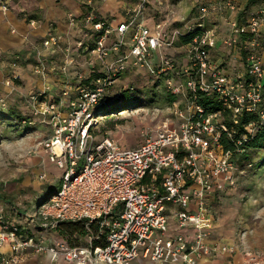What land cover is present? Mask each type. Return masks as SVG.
<instances>
[{
    "label": "built area",
    "instance_id": "built-area-1",
    "mask_svg": "<svg viewBox=\"0 0 264 264\" xmlns=\"http://www.w3.org/2000/svg\"><path fill=\"white\" fill-rule=\"evenodd\" d=\"M146 3L147 0H137L134 18L115 26L92 21L94 31L102 34L90 53H98L102 74L89 85H81L84 78L78 75L79 84L73 90L62 89L61 96L67 98L63 105L50 100L37 105L41 106V114L50 119L51 133L42 146L49 162L62 175L57 193L37 209L34 218L44 229L58 221H83L86 227L94 224L104 233L103 246L91 245L100 239L98 236H89L90 245L84 247H68L59 241L46 243L41 235L39 239L21 236L0 216V247L8 246L11 251L10 256L1 257V264H17L27 250L46 254L51 263L60 257L65 264H131L137 259L154 264H199L229 249L208 240L214 218L206 199L219 188L218 176L228 175L234 167L231 152L225 151L220 142L222 135L231 139L234 131L230 132L221 120L222 111L207 110L195 99L199 94L212 96L228 111L233 125L238 124L243 112L256 113L258 121L245 126L249 133L264 123V110L258 109L264 103V61L257 52L264 54V6L248 14L243 24L231 23V35L248 37L249 47L256 51L248 52L245 73L230 78L210 59L217 34L207 27L209 7L205 4L198 6L196 21L185 27V34L175 32L166 40L158 25L152 30L134 25L135 31L126 41L125 35ZM2 9L6 10V6ZM91 20L88 17L87 21ZM51 34L43 42L47 49L59 43L57 35ZM111 35L115 39L108 44ZM185 35L189 37L183 44L187 63L181 71L187 106L173 112L177 125L164 123L152 135L142 133L134 148L122 149L117 140L109 137L96 142L92 131L99 118L93 110L103 105L113 77L127 66L148 68L155 49L171 46ZM82 46V42L77 43V49ZM112 54L116 58L108 62L106 58ZM72 62L67 57L66 64ZM157 63L156 73L176 67L168 57H159ZM35 72L43 70L36 68ZM172 92L180 90L174 88ZM30 100L37 114L38 99L32 96ZM235 145L238 147L240 140ZM47 209H54V214H47ZM169 218L179 231H192V238L168 234ZM243 258L242 264H260L251 253H245Z\"/></svg>",
    "mask_w": 264,
    "mask_h": 264
},
{
    "label": "rangeland",
    "instance_id": "rangeland-1",
    "mask_svg": "<svg viewBox=\"0 0 264 264\" xmlns=\"http://www.w3.org/2000/svg\"><path fill=\"white\" fill-rule=\"evenodd\" d=\"M72 1L80 5L81 12L68 13L64 9L66 17L48 14V18H40L27 10L19 13L12 3L0 0V216L14 225L31 223L28 214H33L35 204L46 191L51 192L57 186L62 174L49 162L42 146L51 133L50 119L41 114V106L37 105L44 100L65 104L67 98L61 96L64 87L73 90L78 75L86 78L95 71L90 69L99 71L102 65L97 59L98 53L86 52L93 46L96 35L92 21L115 26L118 21L131 20L137 4V0ZM247 1L249 3V0H147V6L135 17L125 40L129 41L136 25H145L151 30L158 25L167 40L175 32H183L186 26L192 25L198 15V6L205 4L209 7L207 27L217 34L215 45L221 40V46L213 50L211 57L232 78L245 73L248 51H256L249 45L244 47L231 35V23L238 21L241 10L250 14L264 6V0H256L244 8ZM57 2L59 0L51 3V8H63ZM3 5L6 10L2 9ZM9 14L13 15L10 22L7 20ZM88 17L92 19L90 22ZM16 20L21 25L11 23ZM53 32L59 43L54 49H47L43 42ZM222 40L227 42L222 43ZM179 41L155 49L148 68L127 66L108 91L105 104L116 108L97 120L96 133H93L96 142L109 137L117 140L122 149L134 148L142 133L152 135L164 123L177 125L173 112L187 106V91L180 75L181 67L187 63V54L185 45ZM78 42H82L83 48L77 49ZM68 49L66 55L64 50ZM257 52L264 61V54ZM18 53L24 54L18 56ZM161 56L174 60L175 70L152 75L153 64ZM67 57L72 58L71 64H66ZM115 58L112 54L106 60L111 62ZM20 61L29 63L19 66ZM36 68H42L43 72H35ZM174 88H179L180 92H172ZM32 96L38 99L37 114L31 106ZM127 102H133L134 107L125 109ZM221 116L224 122L223 112ZM17 117L28 119L31 125L18 124ZM240 153L232 155L234 167L229 174L218 176L220 186L208 195L206 207L214 218L212 234L215 239L223 240L243 257L251 253L264 264V150L251 152L249 161L244 164L240 163L243 152ZM47 210V214L55 212ZM28 229L32 232L30 227ZM174 230H178L177 225L169 218L168 234ZM47 236L48 239L57 238L53 231ZM20 262L47 264L39 254L17 264Z\"/></svg>",
    "mask_w": 264,
    "mask_h": 264
},
{
    "label": "trees",
    "instance_id": "trees-1",
    "mask_svg": "<svg viewBox=\"0 0 264 264\" xmlns=\"http://www.w3.org/2000/svg\"><path fill=\"white\" fill-rule=\"evenodd\" d=\"M255 2H256V0H249V3L247 1L244 8H247L249 5H251ZM145 6H147V5L145 4ZM144 9H145V7H144ZM247 15H248V13L246 12V10L245 11L241 10L240 14H239V19H237L238 20L237 22L239 24H243L247 19ZM101 22H104V21H101ZM183 33L185 34L186 31L184 30ZM101 34H102L101 32H96L95 40H94V43L92 46L93 48L95 46L96 40L98 39V37L101 36ZM236 37L238 39L237 42L241 43V45H243L244 47L248 45V43H247L248 37H244L243 35L242 36H236ZM111 39L114 40L113 35H111L109 37V40H108L109 43L111 42ZM188 40H189V37H187L185 35L184 37H181L179 42H182L183 44H185L188 42ZM218 43L214 47V49L215 48L217 49L221 46V40L218 41ZM91 48H89L86 52L90 53L91 50L93 49V48L92 49ZM214 49H212L209 53L210 59L212 61H213V59L211 57V54L213 53ZM246 52L247 51H245V54H246ZM248 52H250V50ZM22 54H24V53H18L17 55L23 56ZM18 61H19V59H18ZM28 63H29V61H25V62L20 61L19 66H25ZM153 65L154 66L152 67L151 71H153L152 75H155L156 71H158L157 70V68H158L157 61ZM220 66L221 65H219V67ZM90 70H95V71H91L89 73L88 77L84 78V80H82L80 82L81 85H89L90 81L94 80L96 77H98L102 74V67L99 68V71L97 69H90ZM123 72L117 73L113 77L112 86L109 88V90L113 87L115 81L117 79H119V77L122 75ZM180 75H181V77L183 76L182 73H180ZM78 84L79 83H77V85ZM61 93H62V91H61ZM106 98L104 100L103 105L98 106L93 110L94 116L101 118L102 116L107 115V112H110L114 108H116V107L107 106V104H105ZM195 100L198 104H200L202 107H204L207 110H212L215 112L216 111H222L223 112V116L226 117V119H224L225 125L227 126V128L230 132L231 131H234V132L232 133L233 137L231 139H229L225 135H222L220 142H221L222 147L225 151L231 152V160H232V155L237 152L238 148L241 150V152H243V154L239 158L241 164H244L245 162L249 161V159H250L249 155L251 154V152L264 150V123L263 124H257L253 133H249L245 129V126L249 122H257L258 121V116L256 113L243 112V114L239 117L238 124L233 125V123L231 122V116L228 113V111H225L222 104L219 101H217L216 99H214L212 96H205V95L199 94L196 96ZM126 104H128L127 105L128 107L125 109L134 107L133 102H130V103L127 102ZM258 109L260 111L264 110V103L260 104ZM16 122H18V124L31 125V122L28 119L23 118V117H17ZM22 122H24V123H22ZM92 132L96 133L95 128L93 129ZM243 135L245 136L244 139H242ZM236 140H240V145H238V147H236L237 145H235ZM239 153L240 152H238V155L241 154V153L240 154ZM249 164H251V162ZM60 182H61V177L58 180L57 186L55 188H53V190L51 192L46 191V193H45L46 195L44 197H42V199H40L35 204L33 211H32L33 214H31V215L28 214V219H30L31 223H28L27 225H24V226L17 224V223H16L17 225L15 224L16 226L14 224H12L13 226H15L18 229V234H20L21 236H31V235H33L32 232H35L36 235L48 237L47 236L48 232L53 231L56 233V236H57V238L55 240L65 243L68 247L88 246V245H90V241L88 240V237L89 236H98L100 239L98 241H94L91 245L93 247L103 246V244H104V241H103L104 233L102 231H100L98 229V227L94 224L90 225L89 227H86V225L83 221H78V222L58 221L55 223V225L52 228H49V229H44V228L39 226V223L34 218L35 217L34 213H36L37 209L40 208L42 204L46 203L52 196H54L57 193V191L60 187ZM28 227H30V229H32V232H30Z\"/></svg>",
    "mask_w": 264,
    "mask_h": 264
},
{
    "label": "crops",
    "instance_id": "crops-1",
    "mask_svg": "<svg viewBox=\"0 0 264 264\" xmlns=\"http://www.w3.org/2000/svg\"><path fill=\"white\" fill-rule=\"evenodd\" d=\"M55 1H58V0H16V1L6 0V2H8V3H12V5L14 6L13 9L14 8L17 9V11H19V13H22V12H24V10H27V13L31 12L30 14H33L35 16L38 15L40 18H43V17L48 18V14L49 15L53 14L52 16H56L57 14L59 16L60 14H62V15H65V17H66L67 13H66V11H64V9L67 10L68 13L81 12V9L79 7L80 5L76 1L59 0V2H57V3H61L63 8H59V7L51 8L50 4L55 3ZM28 6H30L29 9H28ZM70 9L73 11H70ZM7 16H8L7 20L10 22L13 15L9 14ZM16 21L17 22L12 21L11 23H17V25H21V22H19L18 20H16ZM113 21H116V20H113ZM121 21H123V20H121ZM121 21H118L117 24L120 23ZM54 33L56 34V32H53V34ZM107 43L109 44V42H107ZM69 50L70 49L64 50V53L66 52V55L69 54ZM45 152H47V151H45ZM47 156H48V152H47ZM176 233L183 234L187 240L192 238V231H190V230H184V231L174 230V232L170 233V234H176ZM212 233H213V229L210 232V236L208 239L212 245H217L219 247H221V246L229 247V244H227L223 240L215 239L213 237ZM32 234H33L32 236L35 238H38V239L41 238V236L36 235L35 232H32ZM43 240L46 243L51 242V241L57 242V240L48 239V237H44ZM229 248L230 249H228L226 251V253H219V254L204 258L200 261L199 264H242L243 259H244L242 254H240L238 251H235L231 247H229ZM10 255H11V251H10L8 246L0 247V259H1V257H8ZM39 255H42L45 258L47 264H65L64 261L60 257L57 259V261H55L54 263H51L49 257L46 254H39ZM30 256H36V254L33 253V251H31V250H27V251L21 253V255H20L21 260H19V261H23L25 258H27V257L29 258ZM0 264H1V262H0ZM19 264H21V262ZM131 264H154V263H152L149 260L137 259V260H134ZM174 264H178V263H174Z\"/></svg>",
    "mask_w": 264,
    "mask_h": 264
}]
</instances>
